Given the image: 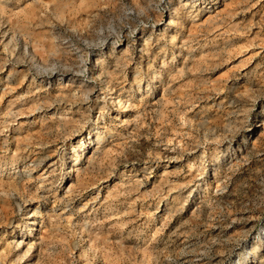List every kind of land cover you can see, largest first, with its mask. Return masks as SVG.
Returning a JSON list of instances; mask_svg holds the SVG:
<instances>
[{"label":"rangeland","instance_id":"rangeland-1","mask_svg":"<svg viewBox=\"0 0 264 264\" xmlns=\"http://www.w3.org/2000/svg\"><path fill=\"white\" fill-rule=\"evenodd\" d=\"M27 263L264 264V0H0V264Z\"/></svg>","mask_w":264,"mask_h":264},{"label":"bare ground","instance_id":"bare-ground-1","mask_svg":"<svg viewBox=\"0 0 264 264\" xmlns=\"http://www.w3.org/2000/svg\"><path fill=\"white\" fill-rule=\"evenodd\" d=\"M27 250H28V246H27V248H26ZM27 264H29V263H27Z\"/></svg>","mask_w":264,"mask_h":264}]
</instances>
